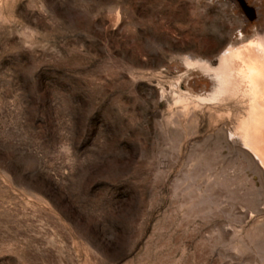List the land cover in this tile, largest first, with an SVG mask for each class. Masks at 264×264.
Returning a JSON list of instances; mask_svg holds the SVG:
<instances>
[{"label":"rangeland","instance_id":"1","mask_svg":"<svg viewBox=\"0 0 264 264\" xmlns=\"http://www.w3.org/2000/svg\"><path fill=\"white\" fill-rule=\"evenodd\" d=\"M254 36L264 0H0V264H264L247 100L182 61Z\"/></svg>","mask_w":264,"mask_h":264},{"label":"bare ground","instance_id":"2","mask_svg":"<svg viewBox=\"0 0 264 264\" xmlns=\"http://www.w3.org/2000/svg\"><path fill=\"white\" fill-rule=\"evenodd\" d=\"M182 61L186 67L198 68L215 81L209 97L195 95L198 99L216 102L226 95L241 94L247 100L233 135L239 137L242 148L264 172V41L254 36L237 45L229 44L219 53L216 65L188 56ZM183 97L180 99L185 100Z\"/></svg>","mask_w":264,"mask_h":264}]
</instances>
